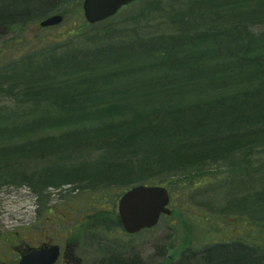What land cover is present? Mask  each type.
Returning a JSON list of instances; mask_svg holds the SVG:
<instances>
[{"label":"rangeland","instance_id":"rangeland-1","mask_svg":"<svg viewBox=\"0 0 264 264\" xmlns=\"http://www.w3.org/2000/svg\"><path fill=\"white\" fill-rule=\"evenodd\" d=\"M62 8L61 24L42 27L46 16L0 30V153L43 137L59 141L76 131L92 134V127L133 116L139 128L126 136L116 131L125 137L118 140L122 144L120 136L108 135V149L71 145L55 157L31 161L27 173L22 164L0 165V264H15V247L49 235L60 242L68 233L78 243V264H180L188 247L192 251L182 262L203 264L195 252L214 242L263 244L262 138L231 155L164 172L137 169L136 179L128 182L92 185L89 179L93 168L115 165L118 159L133 169L147 163L159 153L151 127L166 128L163 122L176 121L181 114H207L206 122L188 126V135L245 134L251 139L254 131H264V0H138L96 24L85 20L83 0ZM234 21L244 28L237 29L245 31L241 41L251 42V53L259 58L257 71L223 53ZM29 72L37 80L33 92L20 83ZM58 92L71 94L78 104L48 107ZM253 105L254 113L242 114ZM74 109L83 114L80 122L64 117L55 125L29 129L37 118H62ZM169 136L183 139L176 132ZM56 158L59 164L50 167ZM37 171L62 180L36 185L29 174ZM139 184L168 187L173 212L154 227L129 234L115 222L118 203L127 189ZM109 215L110 228H103L101 218Z\"/></svg>","mask_w":264,"mask_h":264},{"label":"trees","instance_id":"trees-1","mask_svg":"<svg viewBox=\"0 0 264 264\" xmlns=\"http://www.w3.org/2000/svg\"><path fill=\"white\" fill-rule=\"evenodd\" d=\"M81 1L82 0H0V27L8 26V28L13 30L17 26H24L32 20L49 16L55 12L65 14V9L62 8V5L65 7H69ZM256 13L261 14L260 10L256 11ZM239 14L240 13H232V16L236 17ZM240 26H242L240 22L234 21L233 23H231V31L229 30L227 32L228 44L224 47L225 51H223V53L225 57L228 56L235 58L239 62L238 65L243 67L249 66L254 71H257L260 69V64L258 62L259 58L255 57L251 53V50L253 48V45L250 44L251 42L241 41V38L245 31L237 30L244 29L240 28ZM220 50L222 51L221 47ZM71 54H73V52ZM171 58L168 59V63H173ZM27 74L31 76H27ZM27 74L23 79L19 76L20 83H22L23 86L25 85L26 88L31 86V90L33 92L36 89L33 90L32 87L37 83V80L34 78V76H32L30 72ZM54 102L57 103L55 104ZM77 104L78 103L75 102V97H73L71 94L68 95L58 92L49 98L48 107L52 108L53 110H57L60 107L61 110L65 106L70 109L73 105L76 106ZM255 106L256 105H253L251 106L252 108L244 109L242 114L254 113L256 109L254 108ZM77 108L79 109V107ZM84 114H86L85 111ZM61 115L63 114H60L59 118L50 117V119L48 118V116H44L40 119L37 118L36 120H34L35 122H33L29 126V129L31 131H37L39 129H43L47 124L55 125L57 122L63 120L64 117H66L65 119L68 120L67 122L77 123L82 120L81 117L83 114L80 110L74 109L71 111L68 110L62 118H60ZM194 115L195 117H193ZM185 116L188 117V120H190H186ZM206 119L207 114L205 113V111L197 110L191 114H181L178 119H176V121L163 122L166 123V128L160 125L158 127H151L150 131L153 132L151 139L153 140L152 142L156 144L157 152H159L158 154H154L147 163H143L142 165L137 166L134 169L131 168L128 164H123V166H121L118 162L119 159L117 160L118 163L114 162L115 165L108 162L104 168H93L92 170H94V175H92L89 179L91 180L90 182H92L90 184L94 185L101 182L108 184L113 182H128L132 179H136L133 177L136 176L134 173L137 169L140 171L145 170V172H153L154 170L157 172H164L176 167L198 163L205 158L209 159L211 157L213 158L217 156H228L231 155V153H233L236 149L247 146L251 142L250 140H254V138L256 139L258 137L264 139V131H254L251 134V136L253 137L251 139H248V135L245 134L240 136L236 135L233 137L218 135L216 138H210L205 133V136H203V134L188 135V133L185 132V130L189 128L188 126L193 125V123L201 124V122L203 121L206 122ZM138 123H140L139 119L133 116L129 117L127 120L113 123L111 125L107 124L101 125L100 127L96 128L92 127V134H90V131H84L82 133H77L76 131L69 133L65 138L60 137L61 139L59 141H55L51 137H43L42 140L34 144L29 143L21 145L20 150H14L10 153L1 152L0 165L4 166L7 163L11 162L12 165L13 163L20 165L22 164L25 165V167L22 168L23 171L25 169L27 173V169H30L27 168L29 162L37 161L38 159L44 157L47 158V156H50L51 158L55 157L61 150L69 149L70 147H72L71 145H77L73 146L77 148H82L86 145V147H92L93 149L100 146L101 148L106 147L108 149L110 148L112 143L111 138H109L108 135H114L116 134V131L122 136H126L127 134L132 135V133H134V129L136 127L139 128ZM147 124L151 123L148 122ZM110 126L115 128L114 131L111 130ZM167 128H170L171 132H176L178 136H182L183 139L180 141H176L175 137L171 138L169 136L171 132ZM76 130H80V127H77ZM14 134H18L16 133V129L14 131ZM122 136L117 137V141L119 140V138H125ZM168 140L170 141V143H167ZM118 142L122 144L121 141ZM117 144L115 143L114 145ZM145 145L148 144L146 143ZM123 148L124 150H127L124 146ZM56 159V162L53 161V164H51L50 167L54 168L59 164L58 158ZM137 173H139V171ZM32 174H29V176H32L31 178L32 181H34L33 183L45 187L48 184H53V180L61 179L58 178L56 174H49L45 171H37L33 175ZM112 212L114 213V210H112ZM109 218H111V215H109V217L104 216L103 218H101L102 221H104L101 223L103 225V228L105 226H107L108 229L110 228L108 221ZM115 222L119 225V219H117V221ZM262 239H264V234L262 236ZM182 251L183 252L179 263L185 264L184 262H182V256L186 252L192 251V248L188 247ZM195 255H199L203 258V264H264V243L255 244V242H245L242 239L217 243L214 242L210 246L205 247L200 252H195ZM194 258V260L199 259L198 257ZM123 264H134V262L127 261Z\"/></svg>","mask_w":264,"mask_h":264},{"label":"water","instance_id":"water-1","mask_svg":"<svg viewBox=\"0 0 264 264\" xmlns=\"http://www.w3.org/2000/svg\"><path fill=\"white\" fill-rule=\"evenodd\" d=\"M137 0H84L83 10L89 23L106 20L118 11ZM62 14H54L41 21V26L48 27L63 22ZM6 28V27H3ZM2 27L0 30H4ZM170 193L162 185L139 184L123 193L118 203L120 224L130 234L157 225L162 215H170ZM59 254L58 246L48 250H36L23 255L20 264H53Z\"/></svg>","mask_w":264,"mask_h":264},{"label":"flooded vegetation","instance_id":"flooded-vegetation-1","mask_svg":"<svg viewBox=\"0 0 264 264\" xmlns=\"http://www.w3.org/2000/svg\"><path fill=\"white\" fill-rule=\"evenodd\" d=\"M53 246H58L59 254L53 264H78L82 261L77 254L78 243L71 239L70 234L61 236V241H55L52 236L37 237L24 246L15 247L17 252L15 264H19L23 255L30 254L36 250H48Z\"/></svg>","mask_w":264,"mask_h":264},{"label":"bare ground","instance_id":"bare-ground-1","mask_svg":"<svg viewBox=\"0 0 264 264\" xmlns=\"http://www.w3.org/2000/svg\"><path fill=\"white\" fill-rule=\"evenodd\" d=\"M59 13V12H58ZM103 21H105V20H103ZM102 22V21H101ZM96 24V23H95Z\"/></svg>","mask_w":264,"mask_h":264}]
</instances>
